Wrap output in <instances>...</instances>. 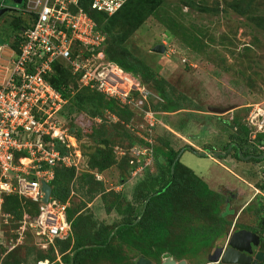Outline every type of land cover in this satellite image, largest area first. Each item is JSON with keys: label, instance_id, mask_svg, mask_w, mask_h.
<instances>
[{"label": "rangeland", "instance_id": "obj_1", "mask_svg": "<svg viewBox=\"0 0 264 264\" xmlns=\"http://www.w3.org/2000/svg\"><path fill=\"white\" fill-rule=\"evenodd\" d=\"M165 1L157 12L158 18L148 17L128 36L123 46L133 58L155 71V79L165 82L166 94L182 109L163 112L164 103L154 85L138 80L139 91L126 105L116 104L117 113L103 111L102 118H98L97 124L101 125L98 130L94 126L96 121L86 114L87 119L85 113L62 117L67 135L65 140L69 146L62 147L72 160V166L58 171L72 178L65 182L66 201H69V208L80 216L76 233L84 238L85 234L95 237L96 232L92 227L85 228L86 217L96 222V227L104 224L108 228L124 220H132L134 209L143 200L136 194V185L157 174L155 155L151 152L148 154L151 157L142 155L143 163H134L131 171L121 161L123 158H128V161L136 158L134 153L143 147L138 142L128 146L125 127L131 132L141 130L143 133L144 118L149 117H145V113L148 111L156 113L157 120L150 139L152 152L165 139L170 140L176 150L190 146L197 152L205 148L221 151L224 143L234 142L235 139L245 152L250 151L252 146H255L256 152L261 151L257 143L251 142L253 131L245 136L237 124H244L250 113L254 116L257 110L264 112V0H193V8L181 6L178 0ZM3 6L12 9L0 17V35L3 36V39L0 38V56L5 61L10 54L9 49L13 50L14 31L9 41H4V38L10 34L13 19L20 15L14 11L19 6L11 0H4ZM118 27L119 24L108 33L109 40L119 35ZM155 46H162L163 52L152 51ZM100 53L108 61L103 52ZM123 107L129 112L118 111ZM208 108L222 109L225 113L209 114ZM93 132L99 133L93 135ZM168 132L170 135L167 136ZM101 140L106 141L108 148L114 151L115 158L113 166L103 172L98 168L100 162L93 158ZM188 151L181 155L180 163L205 179L209 170L213 169V163L208 157H196ZM70 171L73 172L72 177ZM211 192V206L194 205L195 200L187 197V211L174 215L171 225H166L164 242L178 250L177 246L183 244L192 228L204 229L213 225L220 210L219 201L223 199H216L215 193ZM117 195L118 200L115 199ZM112 201H116L117 205L111 207ZM28 211L29 208L22 203L14 213L0 212V264L60 262V251H54L55 247L51 245L42 246L27 219L24 224ZM141 223L142 219L138 221L139 226L135 225L132 229L138 241L135 238L126 243L115 241L110 245L114 254L98 255L92 259L87 257L86 264H135L139 257L158 262L159 259L154 256L141 252L147 242L141 240L142 231L146 230H142ZM190 244H186L189 253L179 259L171 258L177 262L184 260L186 264L211 263L213 245L197 246L191 250ZM262 247L264 249V245ZM82 264H85V255Z\"/></svg>", "mask_w": 264, "mask_h": 264}, {"label": "built area", "instance_id": "obj_2", "mask_svg": "<svg viewBox=\"0 0 264 264\" xmlns=\"http://www.w3.org/2000/svg\"><path fill=\"white\" fill-rule=\"evenodd\" d=\"M127 1L90 0L89 10L111 16ZM3 2L0 0V9L5 8ZM81 2L22 0L16 13L25 20L26 27L13 40L16 50L10 48L5 61L0 56V210L8 195L37 204L38 214L28 225L44 247L72 235L71 224L66 220L69 201L60 202L50 196L47 203L42 202L41 183L49 185L53 168L72 166L70 157L55 149L56 138L65 148L69 146L60 115L66 99L49 82L54 65L64 64L76 77L78 88L95 90L122 105L139 91L136 77L106 61L102 53L94 55L106 38L96 30ZM85 51L92 55L85 57ZM155 114L145 113L149 117L144 118L143 133L132 131L148 146L137 149L130 166L142 164L144 154L151 157L148 154L152 153ZM94 120L99 122L98 118ZM244 125L253 135L264 136V112L257 110L254 116L250 113Z\"/></svg>", "mask_w": 264, "mask_h": 264}, {"label": "trees", "instance_id": "obj_3", "mask_svg": "<svg viewBox=\"0 0 264 264\" xmlns=\"http://www.w3.org/2000/svg\"><path fill=\"white\" fill-rule=\"evenodd\" d=\"M165 3V0H128L119 11L111 16L90 11V0H82L80 5L94 20L96 30L102 32L106 38L103 45L94 52V55L97 52H103L108 61L117 64L125 73L136 77L140 83H150L151 85H154L164 103L161 108L162 111L165 113H172L177 112L182 108L180 105L174 104L171 98L166 94L164 90L165 82L163 80H156L155 71L145 63L133 58L129 51L123 46L128 36L141 26L148 17L154 16L158 18L157 12ZM178 3H180L181 6L189 8L195 6L193 0H178ZM118 24L119 35L114 39L109 40L108 33ZM25 27V20L21 19L19 16L15 17L10 24V34L4 38V41L10 40L12 31L15 33L13 37L16 38L20 30ZM0 38L3 39V36L0 35ZM12 47L16 50L17 46L15 41H12ZM91 55L92 53L90 52H84L85 57ZM53 68L54 73L50 76L49 82L52 87L59 91L63 98L66 99L65 105L60 111V115L63 118H69L78 113H85V115L87 114L94 120V118H102L103 111L116 112V104L119 102L113 99H107L104 95L95 90L78 88L76 77L71 75L70 70L64 64L56 63ZM119 110L121 112H129L125 107H123L122 110L118 108V111ZM87 115L86 118L88 119ZM97 123L99 122H94V126L95 129L98 130L101 125ZM237 126H239L240 131L244 133L243 135L247 136L249 133L252 134V131H250L244 124L238 123ZM96 133L99 132H93V135ZM168 135H170L169 132L167 133V136ZM125 136L128 140V146H132L136 142L141 146H148L147 143L135 136L127 127H125ZM257 140L259 143L261 142L259 146L264 145V136L262 134L257 135ZM170 143V140L165 139V142L163 140L162 144H159L156 150L152 152V154L155 155L154 165L158 169V172L154 176L150 175L149 179L142 180L136 185V194L142 196L143 200L134 209L135 213L132 220H124L121 223L108 228V226L104 224H100L96 227V222L91 221L90 217H86L84 220L85 228L92 227L96 232L94 234L95 237L85 234L84 238V236H79L78 233H76V228H78L80 222L79 214L76 215L77 212L73 209L71 210V208L67 209L66 220L71 224L72 235L64 240H55L53 244H51V247H55L53 250H59L61 254V261L55 262L54 264H82L84 255L86 264L87 257H91L92 259L98 257V255L107 256L114 254V249L110 245L115 241L118 243L132 241L135 238L132 229L135 225L139 226L138 221L140 219H142V230H147H143V233L141 234V240L147 241L141 252L149 256H154L157 260H160V257L164 253L170 254V260L172 259L171 256L179 259L189 253V251L186 250V244L188 242L191 243V250L195 247L197 248V246L207 247L215 237L220 235V228L223 227V224L228 225L229 223L226 222L224 217L217 216L215 220L216 225L213 223L212 226L204 229L192 228L190 234H187L188 236L184 238L183 244L177 246L178 248L176 249L178 250L173 249L172 245L163 241L166 238L165 235L167 233L164 229L167 224L171 225L173 222L172 217L187 211L186 199L188 196H191L195 200L194 205L200 204L203 206L207 204L211 206L209 201L210 198L213 197V193L207 188V185L204 184L192 172V170L182 165L179 159H176L181 151L188 149V146L176 150ZM100 144L96 148L93 158L96 162H100L98 168L103 172L113 166L115 158L114 151L108 148L106 141L101 140ZM55 149L59 150L61 154H65L63 147L57 138L55 140ZM74 153L75 156H78L76 152ZM121 161H124L125 166L129 168L130 171L132 170L128 158H125V160L123 158ZM59 169L68 170L70 168L60 166L53 168L54 177L49 183L51 187V197L60 202H65L67 199L65 182L72 178L65 177L63 172L58 171ZM70 174H72V177L73 172ZM61 176H63V178ZM118 196L119 195H117V198L115 199L118 200ZM216 196L217 199L220 197L218 195ZM221 202L222 200L219 201V205H221ZM22 203L29 208V213L24 216V220H32V218L38 214L37 204H34L27 199L19 198L17 195L4 196L0 212L2 214L14 213L20 208ZM115 204L117 205L116 201H112L111 207L116 206ZM141 205H143V207ZM258 229L260 234L264 233V219L260 222ZM135 239H137V241L139 240L137 237ZM70 243H72L71 247ZM46 259L47 258H43V260ZM258 264H264V260Z\"/></svg>", "mask_w": 264, "mask_h": 264}, {"label": "crops", "instance_id": "obj_4", "mask_svg": "<svg viewBox=\"0 0 264 264\" xmlns=\"http://www.w3.org/2000/svg\"><path fill=\"white\" fill-rule=\"evenodd\" d=\"M168 129L170 130V128ZM233 141L235 142L236 140L234 139ZM234 142L228 141L224 143L222 147ZM207 150L208 148H205V150L199 151L198 153H208ZM185 151L186 150L180 152L178 159L181 158V155ZM194 151L197 152L196 150ZM239 154L240 157L244 155L240 152ZM194 155L196 157H208L207 159L214 165L213 169L209 170V174L207 173L205 176V179L198 177L193 171L192 172L206 184L215 195L224 199L225 202L222 203L221 210V212L224 213V219L228 222H233L240 214V216L243 215V217L249 220L248 224L255 226L257 221L259 222L262 218V213L264 214V194L258 191V188L261 190L262 188L259 187L260 185L257 186L256 181H254L255 179L249 172V165L245 162L247 159H235V157L231 155L224 158L210 157L208 154L200 156L194 153Z\"/></svg>", "mask_w": 264, "mask_h": 264}, {"label": "flooded vegetation", "instance_id": "obj_5", "mask_svg": "<svg viewBox=\"0 0 264 264\" xmlns=\"http://www.w3.org/2000/svg\"><path fill=\"white\" fill-rule=\"evenodd\" d=\"M251 142L252 144L255 142L257 143V147L261 149L260 152H256L255 151V146H252V148L250 149V151H243L240 146L235 142L234 143H229L227 145H225L221 150V151H217V150H212V149H208L207 152L210 153L208 156L210 157H215V158H224L226 156H234L235 159H247V161L245 160V162L248 163V167H249V172L252 174L253 178L255 179L254 181H256L257 183V186L261 187V189L258 188V191L262 192L264 194V174H263V170H264V145H261L259 146V141L257 140V135H252L251 137ZM254 141V142H253ZM264 144V143H263ZM235 147V148H234ZM240 153L244 154L243 156H239ZM237 155V156H236ZM262 156V157H261ZM261 157V158H260ZM259 192V194H260ZM217 199V197H216ZM225 202L224 199L222 200L221 202V205H219L220 207V210L218 211L217 213V216H222L224 217V213L221 212L222 210V203ZM262 218L259 220V222L257 221V224H255V226H252L249 223V220L246 218V217H243L238 216L237 219H235L233 222H228L229 224H223V227L220 228L221 229V232H220V235H218L217 237H215L211 242H210V245L209 246H212L213 245V251H212V254H211V258H212V255L214 254V252L220 248V254L221 253H224L227 249H229V242H230V239L231 237L236 233V232H239V231H246V232H249V233H252V234H255L258 238V244L255 246L253 243H251V258H252V261L255 257V254H257L258 252H263L264 253V249H263V234H260L258 232V228H259V225H260V222L262 221V219H264V214L262 213ZM247 216V215H245ZM225 218V217H224ZM214 225H216V222H214ZM229 232V233H228ZM228 233V234H227ZM227 236V237H226ZM207 246V247H209ZM161 258V257H160ZM149 260V262L151 264H160V260L157 262V261H152L150 259H147ZM212 260V259H211ZM264 260V257L263 259L261 260V262ZM252 261L250 262V264L252 263ZM175 262L177 263V261L175 260ZM261 262H257L256 264L258 263H261ZM209 264H221L220 260L214 262V261H211V263Z\"/></svg>", "mask_w": 264, "mask_h": 264}, {"label": "water", "instance_id": "obj_6", "mask_svg": "<svg viewBox=\"0 0 264 264\" xmlns=\"http://www.w3.org/2000/svg\"><path fill=\"white\" fill-rule=\"evenodd\" d=\"M15 5H20L22 0H11ZM12 9L11 8H2L0 9V17L7 13V12H11ZM16 11V10H14ZM154 52L156 53H161L163 52V47L162 46H155L153 48ZM210 113H216V114H221L224 113L225 110L222 109H217V108H208ZM189 151L194 152L196 155H200V156H205L209 153H205V152H195L191 147H188ZM262 157V156H261ZM260 157V158H261ZM179 158V154L177 155L176 159ZM264 174V170L262 171ZM264 178V176H263ZM41 188H42V192L44 193L42 202L43 203H47L48 198L51 196V187L50 185L42 182L41 183ZM251 243H253L255 246L258 244V238L255 234L246 232V231H239L236 232L230 239L229 242V249H227L224 253L220 254V248L217 249L214 254L212 255V260L211 261H218L220 260L221 264H250V262L252 261L251 258ZM163 261L161 260L160 264H186V262L184 260H181L179 262H175V261H170L167 262V259L169 257L168 253H164L162 256ZM264 257V253L263 252H258L257 254H255V257L252 261L251 264H256L257 262H261V260ZM166 258V261H164ZM135 264H151L149 262V260L143 258V257H139L136 260Z\"/></svg>", "mask_w": 264, "mask_h": 264}, {"label": "bare ground", "instance_id": "obj_7", "mask_svg": "<svg viewBox=\"0 0 264 264\" xmlns=\"http://www.w3.org/2000/svg\"><path fill=\"white\" fill-rule=\"evenodd\" d=\"M170 261H172V259H171ZM170 261H169V262H170ZM173 261H174V260H173Z\"/></svg>", "mask_w": 264, "mask_h": 264}, {"label": "clouds", "instance_id": "obj_8", "mask_svg": "<svg viewBox=\"0 0 264 264\" xmlns=\"http://www.w3.org/2000/svg\"><path fill=\"white\" fill-rule=\"evenodd\" d=\"M8 8V7H7ZM2 9V8H1ZM209 155V154H208Z\"/></svg>", "mask_w": 264, "mask_h": 264}]
</instances>
